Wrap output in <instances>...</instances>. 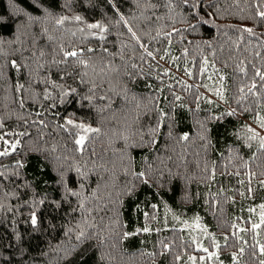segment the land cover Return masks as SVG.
Returning a JSON list of instances; mask_svg holds the SVG:
<instances>
[{
  "label": "trees",
  "instance_id": "trees-1",
  "mask_svg": "<svg viewBox=\"0 0 264 264\" xmlns=\"http://www.w3.org/2000/svg\"><path fill=\"white\" fill-rule=\"evenodd\" d=\"M257 115L264 0H0V264H264Z\"/></svg>",
  "mask_w": 264,
  "mask_h": 264
},
{
  "label": "rangeland",
  "instance_id": "rangeland-1",
  "mask_svg": "<svg viewBox=\"0 0 264 264\" xmlns=\"http://www.w3.org/2000/svg\"><path fill=\"white\" fill-rule=\"evenodd\" d=\"M204 95L208 101H215L225 105L226 99V87L224 85V76L221 78L213 73V68L205 70L204 78ZM226 106V105H225ZM229 111H232L228 107ZM243 138L246 142L251 143H264V116L257 115L253 119H248L245 121V127L242 131ZM83 139L79 138L78 142L80 145L83 143ZM258 223L264 222V207L258 210ZM181 222L183 227L190 230V237L192 239V248L194 251L188 253V257H181L179 260L184 259V264H222L220 261V253L217 248V244L210 238V233L206 232L204 228L200 225L197 219L191 222L181 221L180 217L176 214H172ZM256 224V226H257Z\"/></svg>",
  "mask_w": 264,
  "mask_h": 264
}]
</instances>
